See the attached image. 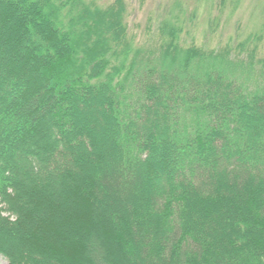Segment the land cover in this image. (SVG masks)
Instances as JSON below:
<instances>
[{
  "label": "trees",
  "instance_id": "trees-1",
  "mask_svg": "<svg viewBox=\"0 0 264 264\" xmlns=\"http://www.w3.org/2000/svg\"><path fill=\"white\" fill-rule=\"evenodd\" d=\"M126 0H0V256L264 264L262 33L135 46Z\"/></svg>",
  "mask_w": 264,
  "mask_h": 264
},
{
  "label": "rangeland",
  "instance_id": "rangeland-1",
  "mask_svg": "<svg viewBox=\"0 0 264 264\" xmlns=\"http://www.w3.org/2000/svg\"><path fill=\"white\" fill-rule=\"evenodd\" d=\"M113 0H98L108 5ZM127 22L135 46L154 47L159 28L166 19L183 27L181 40L189 45L220 47L245 42L262 33L264 55V0H126ZM0 264H9L0 256Z\"/></svg>",
  "mask_w": 264,
  "mask_h": 264
}]
</instances>
